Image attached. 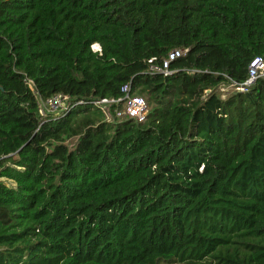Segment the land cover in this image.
Instances as JSON below:
<instances>
[{"label":"trees","instance_id":"16d2710c","mask_svg":"<svg viewBox=\"0 0 264 264\" xmlns=\"http://www.w3.org/2000/svg\"><path fill=\"white\" fill-rule=\"evenodd\" d=\"M257 57L264 0H0V264H264Z\"/></svg>","mask_w":264,"mask_h":264},{"label":"built area","instance_id":"2783aa9c","mask_svg":"<svg viewBox=\"0 0 264 264\" xmlns=\"http://www.w3.org/2000/svg\"><path fill=\"white\" fill-rule=\"evenodd\" d=\"M94 46H97L94 45ZM93 46V47H94ZM101 50L100 45L98 44V49ZM187 49H176L168 53L160 63H152L150 66L151 72L162 73L164 75H170L174 72L171 69V64L174 60L179 58L182 55L187 53ZM153 60H150L152 62ZM259 78H264V59L261 57L255 58L249 68V76L244 85L249 86L253 84ZM237 87V89H245V86ZM123 96L117 99L101 98L98 100H80L72 104L68 98L64 95L58 94L55 95L46 102H40L39 110L43 118L48 116L50 113H62L67 111L71 106H88L92 105L94 108L101 109L104 113H108L109 108L113 104L123 103L124 111L119 112L116 108V113L118 116L126 115L130 118L136 119L138 122H143L146 119L148 113V103L146 99L139 95H133L131 93V87L129 84H126L122 87Z\"/></svg>","mask_w":264,"mask_h":264},{"label":"rangeland","instance_id":"374dc122","mask_svg":"<svg viewBox=\"0 0 264 264\" xmlns=\"http://www.w3.org/2000/svg\"><path fill=\"white\" fill-rule=\"evenodd\" d=\"M94 49H98V45H97V46H94ZM219 90L222 91V92H224V93H226V92H228V91H230V90H233V89H232V87H229V86H222V87L219 88ZM141 96L147 98L145 95H141ZM148 106H149V105H148ZM149 107H150V106H149ZM81 108H83V107H81ZM123 111H124L123 107H120V108H119V112H123ZM113 113H115V112H113ZM111 116H114V115L111 114ZM122 116H124V115H122ZM119 118H122V117H119ZM72 142H73V141H70V143H72Z\"/></svg>","mask_w":264,"mask_h":264}]
</instances>
